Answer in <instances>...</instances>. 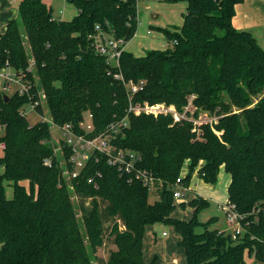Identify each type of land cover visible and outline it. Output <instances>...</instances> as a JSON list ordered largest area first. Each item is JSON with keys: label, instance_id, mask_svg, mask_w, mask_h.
I'll list each match as a JSON object with an SVG mask.
<instances>
[{"label": "trees", "instance_id": "obj_1", "mask_svg": "<svg viewBox=\"0 0 264 264\" xmlns=\"http://www.w3.org/2000/svg\"><path fill=\"white\" fill-rule=\"evenodd\" d=\"M67 1L77 13L63 21L53 17L43 0H20L17 17L0 34V69L8 63L26 71L27 43L56 125L70 124L83 133L79 122L91 113L94 136L125 119L126 126L111 144L139 154L137 167L152 174L158 198L150 202L149 188L132 175L120 174L103 154L89 158L67 184L48 145V123L29 124L20 114L28 98L15 94L4 101L0 90L1 139L6 144L0 155V264H94L93 255L103 244L97 197L109 202L108 214L124 226L111 230L116 249L106 264H157L156 255L148 263L143 260L145 229L156 223L179 234L177 246L186 264H244L246 256L263 262L264 49L249 31L232 25L235 6L244 0H183L187 7L181 26L155 29L169 46L140 57L123 50L117 66L95 52L89 36L99 27L108 36L131 40L138 24L136 0ZM116 75L126 82L144 81L131 98L134 104L173 105L181 111L190 102L193 117L208 112L216 121L194 125L189 113L182 121L171 115L128 113V93ZM36 111L43 115L41 107ZM185 163V186L196 168L207 184L216 183L221 168L229 174L227 200L243 216L238 240L208 229L211 219L198 221V212L209 205L202 197L188 202L193 208L189 220L172 217V186ZM6 184L13 188L11 198ZM70 187L93 198L81 220Z\"/></svg>", "mask_w": 264, "mask_h": 264}, {"label": "rangeland", "instance_id": "obj_2", "mask_svg": "<svg viewBox=\"0 0 264 264\" xmlns=\"http://www.w3.org/2000/svg\"><path fill=\"white\" fill-rule=\"evenodd\" d=\"M16 1V0H15ZM44 3H46L52 10V15L57 20H63L68 21L71 20L77 13L76 8L74 5H72L67 0H43ZM18 3V0H17ZM18 5V4H17ZM137 7V29L135 32L134 37L126 42L124 44V49L129 52H131L134 56L140 57L143 56L149 49H165L169 46V42L166 38V36L163 33H158L156 30H152L150 33H147L149 28L151 26H162L167 27L165 29L175 30L179 27H171L173 25H179L182 21L183 14L185 13V1L183 0H177V1H168V0H140L138 3H136ZM16 16H17V6H16ZM170 26V27H169ZM264 28L262 26H258L254 28L253 35L256 37L260 47L264 49ZM25 48L28 56L29 64L33 61L30 56V50L27 43H25ZM109 64L111 66H117L114 61L110 60ZM121 77V76H120ZM120 78L121 82L125 86L126 90L128 87V82L133 81H125ZM141 81V80H140ZM128 93V92H127ZM144 103V102H143ZM142 104V103H137ZM173 106V105H168ZM174 107V106H173ZM26 111V118L29 122V124H35L38 121H47L48 125L50 126V141L48 142L53 150V153L55 154L56 160L58 161L59 166L61 167V174L66 178L67 184L69 183V179H71L70 174V168L66 161V155L64 153L65 147L62 144L61 140V131L57 128L58 125L52 121L51 116L49 115L48 108L46 106V100L45 103H43L42 111L43 116L41 117L37 112L30 111L28 106H25ZM176 113L179 116H184L185 118L189 117L192 118L194 125H200L202 123H205L207 119L215 118L211 116L208 112H199L197 118L193 117L192 114L195 111V108L192 106V104L189 102L187 106H185L181 111L177 110L174 107ZM136 115V114H135ZM167 115H171V113H167ZM211 116V117H210ZM173 118V116L171 115ZM207 117V118H206ZM184 118V119H185ZM85 118H83L81 121H83ZM180 119V121L184 120ZM174 120V119H173ZM205 120V122H204ZM121 122V120L119 121ZM65 125V124H64ZM67 149V148H66ZM0 155L2 153L0 152ZM187 164V163H185ZM183 165L182 169L178 176H185L188 172V169L183 171L184 167L187 168V165ZM3 168L0 166V174L2 173ZM197 173V168L193 172V174ZM192 174V175H193ZM194 174L191 176V179L189 180V185L191 189L199 194L204 200L208 201V207L203 208L201 211L197 214V219L200 223H206L211 219V223L208 226V229L215 230V229H225L226 233H231L233 231V227L227 222L226 216L221 210V207L218 206L220 204H224L228 202L227 200V187L229 184L230 176L227 174L224 169H221L219 171L217 181L215 184H207L204 183L203 180L197 175ZM90 180V179H89ZM143 184V183H142ZM6 196L8 198L12 197L13 188L11 185L6 184ZM70 198L72 203L74 204L76 217L78 220H81V215L83 208H86V210H89L92 205V197H85L82 195H79L73 191V189L70 187ZM150 191V198L149 201L153 202L155 199L158 198V191L157 187L149 189ZM213 192V193H212ZM187 199L189 196H186ZM185 198V197H184ZM194 199V198H193ZM97 203V209L101 216L102 221V236H103V244L97 248L96 253L93 255V263L94 264H106L109 252L112 250H115L116 247L113 244V236L110 234L111 230L114 225H117L118 229L123 230L124 226L120 219L117 216H110L107 212V206L109 205V202L97 197L96 198ZM191 201V200H190ZM176 213L173 214L174 217H177L181 220H187L188 218H191L193 215V208L189 205H185V203H177L174 202ZM182 204V205H181ZM186 207V208H185ZM213 219L212 218H215ZM156 232L157 234L165 241L173 240V233L169 227L164 224L160 223L156 225ZM202 230L201 227H198L196 229L197 232H200ZM165 231L168 236H161V232ZM82 233L85 236V231L82 228ZM224 233V232H223ZM163 242V243H164ZM159 245L157 250L155 251L156 256L159 257V259L164 263L167 261V259L170 257V252L172 250L170 249V245L163 244ZM177 246V244H175ZM153 247L149 243L145 245L144 252L145 256L148 257L149 253L152 254L151 250ZM174 248V247H173ZM179 251H177L178 253ZM178 255V254H177ZM173 264V262H171ZM244 264H263L262 262H257L252 256H246L245 257V263Z\"/></svg>", "mask_w": 264, "mask_h": 264}, {"label": "built area", "instance_id": "obj_3", "mask_svg": "<svg viewBox=\"0 0 264 264\" xmlns=\"http://www.w3.org/2000/svg\"><path fill=\"white\" fill-rule=\"evenodd\" d=\"M139 1L140 0H136V3ZM89 37L95 52L99 55L106 56L108 63L112 60L117 65L120 53L123 51L126 42L123 39H116L106 35L99 27H96L95 32ZM174 43L175 42H173V44ZM29 74L31 78L28 77ZM115 77L118 79L121 78L120 75H116ZM128 83V113L134 115L147 114L153 115L154 117L171 113L174 121L185 118L184 116H179L173 106H168L166 104H149L147 102L134 104L131 98L142 89L144 81L141 80L137 83ZM0 90L8 97L17 94L18 96H26L28 98L27 103L20 108V114L24 117H26L25 106H28L30 111L37 112V107L39 106L42 109L43 103H45V93L39 84L38 76L34 73L33 61L29 64L26 71L15 70L6 63V65L0 69ZM40 116L42 117L43 115ZM84 118L83 121L79 122V128L83 133H76L70 124H65L63 126L55 125L58 126L57 128L61 131L63 146L69 150V154L66 155V161L71 167L70 174L72 178L78 176L89 158L97 154H103L107 158V163L116 167L120 174L132 175L149 189L155 188V179L152 174L147 170L137 167L140 160L139 154L130 150H117L111 144V140L121 132L120 128L126 126L127 122L125 119L116 124L111 123L104 131L90 136L93 131V124L91 121L92 114L87 113ZM215 121L216 118L206 120V122ZM3 135L4 127L0 125L1 153H3L6 148L5 142L1 139ZM50 164V159H46L45 165L49 166ZM183 179L184 176H178L172 186L173 200L177 203L183 202L185 192L188 190L187 186L183 185ZM88 181L91 182V180ZM220 207L226 216L227 222L233 227V231L229 233L231 238L234 241L238 240L239 236L242 235L244 231V227L242 226L243 216L235 210L234 205L230 202L221 204ZM165 235L166 232H163L162 236ZM262 263L264 264V256Z\"/></svg>", "mask_w": 264, "mask_h": 264}, {"label": "crops", "instance_id": "obj_4", "mask_svg": "<svg viewBox=\"0 0 264 264\" xmlns=\"http://www.w3.org/2000/svg\"><path fill=\"white\" fill-rule=\"evenodd\" d=\"M151 1H153V0H151ZM19 2H20V0H18V3H17V0L16 1L15 0H0V34L4 32L7 22L9 20L17 17L16 16V6L18 7L17 4H19ZM186 7H187V3L185 2V10H186ZM17 15H18V13H17ZM182 22H183V18H182V21L179 25H173L171 27H179V26H181ZM232 25L235 27L236 30H238V31H249L252 35H253L254 28H256L258 26H262V28H264V0H244L242 3L237 4L235 6V15L232 19ZM156 28H163L164 29L167 27H162V26H158V25L151 26L149 28V30L147 31V33H150L152 30H155ZM156 32L162 33V32L157 31V30H156ZM263 37H264V33H263ZM255 39H256V37H255ZM256 41H257V39H256ZM257 43H258V41H257ZM149 50H151V49H149ZM256 101L257 100L254 99L253 103H255ZM185 165H187V164H185ZM221 169H223V168H221ZM185 170H187V168L184 167L183 171H185ZM194 174H196V173H194ZM196 175L198 177V174H196ZM228 182L230 183V179ZM187 188H188V190L185 192V195H184L185 198H184L183 202H181V203H185L186 206L188 205V202L190 200H192L193 198H195L197 196L202 197L199 194L195 193L191 189L189 184H188ZM187 195L189 196L188 199L186 197ZM202 198H205V197H202ZM218 206H221V204ZM175 213H176V210H174V212L172 213V217H174L173 214H175ZM175 218H177V217H175ZM189 219L190 218H188L187 220H189ZM214 219H216V217ZM157 224H160V223H156V224L147 226L145 229V233H144V237H143V260L146 263L150 262L154 255H157V254H155V251L157 250L159 245H162L161 243L164 242V240L156 232L157 231L156 230ZM167 227H169L171 229L174 238L172 241L167 240L164 243L167 244L168 242H170V243H168V245H170V249L172 250V252H170V257L167 259L166 262L163 263L158 257L156 263L157 264H172L171 262H173V264H186L183 249L178 247V246H175V244H177V242L180 240L179 234H177L175 232V230L172 226H167ZM216 230H218V229H216ZM218 231L224 232L225 234H229V233L225 232V229H220ZM163 232H165V231L161 232V236H162ZM165 236H168V234H166ZM147 243H149L151 245V247H153L151 250L152 254L149 253L148 257L145 256V252H144V248H145V245ZM177 251H179V252L177 253Z\"/></svg>", "mask_w": 264, "mask_h": 264}, {"label": "water", "instance_id": "obj_5", "mask_svg": "<svg viewBox=\"0 0 264 264\" xmlns=\"http://www.w3.org/2000/svg\"><path fill=\"white\" fill-rule=\"evenodd\" d=\"M215 1H219V0H215ZM4 101H7L9 99V97L7 95H3Z\"/></svg>", "mask_w": 264, "mask_h": 264}]
</instances>
